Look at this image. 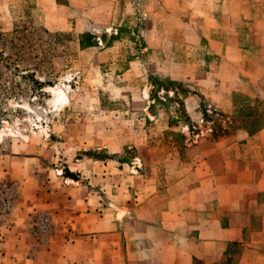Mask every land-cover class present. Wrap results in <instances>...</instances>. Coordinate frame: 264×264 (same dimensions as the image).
<instances>
[{"label":"rangeland","instance_id":"1","mask_svg":"<svg viewBox=\"0 0 264 264\" xmlns=\"http://www.w3.org/2000/svg\"><path fill=\"white\" fill-rule=\"evenodd\" d=\"M55 2L0 0V48L29 74L0 82L8 264H168L176 209L195 230L201 187L228 203L223 161L264 162V0ZM222 28L247 57L214 53Z\"/></svg>","mask_w":264,"mask_h":264},{"label":"crops","instance_id":"2","mask_svg":"<svg viewBox=\"0 0 264 264\" xmlns=\"http://www.w3.org/2000/svg\"><path fill=\"white\" fill-rule=\"evenodd\" d=\"M53 1L56 4L55 0ZM219 33L224 41L220 48L217 44L214 48L211 47L214 49V53L224 54L230 59H232V52L239 54L238 59L248 56V50L239 47L236 41L229 40L230 34L225 29H220ZM251 137L264 138V127ZM244 144L242 146L248 149L246 148L247 144ZM215 160L212 157H207L205 162H210L212 165ZM223 162L222 164L228 167L225 174L232 180L230 185L226 186V190L230 191V194H227L228 203L223 206L224 212L220 216L217 207L210 204V194H206V189L203 187L200 188L203 192L199 199V204L202 205H192L191 207L194 209L192 215L185 211L186 217L193 220V229L195 230L182 235L181 232L185 229L181 227L185 221L184 217H181L183 215L181 210L177 208L175 216H171L170 211L164 212L165 215L182 220L180 231L175 233L176 238L170 242L172 246L177 247V255L173 254L167 258L168 264H195L196 262L223 264L221 260L224 253L228 246L234 243L243 245V250L240 256L236 255V258L231 259V264H264V200L260 199V195H258L264 193V169H262L264 162L259 161L258 155L249 158L247 150L231 159L227 158ZM206 169H212L210 164ZM212 174L211 172L209 175ZM234 214L237 217L229 218ZM222 216H225L224 220L221 219ZM246 229L250 230L247 236ZM7 249L8 241L5 239L4 242H0V264L9 263L10 256Z\"/></svg>","mask_w":264,"mask_h":264},{"label":"trees","instance_id":"3","mask_svg":"<svg viewBox=\"0 0 264 264\" xmlns=\"http://www.w3.org/2000/svg\"><path fill=\"white\" fill-rule=\"evenodd\" d=\"M1 37L2 35L0 34V41ZM17 63V58H14L10 54L5 53L2 48H0V82H9L8 79L14 80L15 77L19 75L23 78L29 76V74H20L22 69H20V65ZM226 263H228V260L226 261Z\"/></svg>","mask_w":264,"mask_h":264},{"label":"built area","instance_id":"4","mask_svg":"<svg viewBox=\"0 0 264 264\" xmlns=\"http://www.w3.org/2000/svg\"><path fill=\"white\" fill-rule=\"evenodd\" d=\"M8 207H9V201L2 199V201L0 202V216L5 214V211L9 209Z\"/></svg>","mask_w":264,"mask_h":264},{"label":"bare ground","instance_id":"5","mask_svg":"<svg viewBox=\"0 0 264 264\" xmlns=\"http://www.w3.org/2000/svg\"><path fill=\"white\" fill-rule=\"evenodd\" d=\"M66 100V96H65V94L64 93H60L59 95H58V97L56 98V102H59V103H63L64 101Z\"/></svg>","mask_w":264,"mask_h":264}]
</instances>
